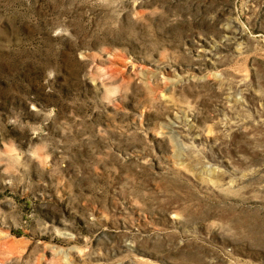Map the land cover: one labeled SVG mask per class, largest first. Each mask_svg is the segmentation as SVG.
<instances>
[{"label":"rangeland","instance_id":"1","mask_svg":"<svg viewBox=\"0 0 264 264\" xmlns=\"http://www.w3.org/2000/svg\"><path fill=\"white\" fill-rule=\"evenodd\" d=\"M0 264H264V0H0Z\"/></svg>","mask_w":264,"mask_h":264}]
</instances>
